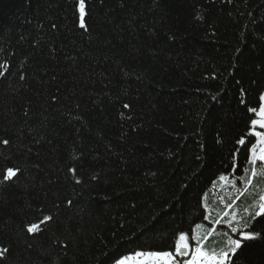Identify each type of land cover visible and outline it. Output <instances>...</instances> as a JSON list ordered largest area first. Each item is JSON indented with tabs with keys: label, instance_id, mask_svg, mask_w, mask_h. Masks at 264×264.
Returning <instances> with one entry per match:
<instances>
[{
	"label": "trees",
	"instance_id": "obj_1",
	"mask_svg": "<svg viewBox=\"0 0 264 264\" xmlns=\"http://www.w3.org/2000/svg\"><path fill=\"white\" fill-rule=\"evenodd\" d=\"M85 11L81 27L78 0H0V264H113L174 253L181 233L219 254L241 238L226 220L261 234L232 264H264V216L243 210L250 188L264 191L250 152L264 0H86ZM9 168L20 171L5 181ZM221 175L232 207L212 194Z\"/></svg>",
	"mask_w": 264,
	"mask_h": 264
},
{
	"label": "snow or ice",
	"instance_id": "obj_2",
	"mask_svg": "<svg viewBox=\"0 0 264 264\" xmlns=\"http://www.w3.org/2000/svg\"><path fill=\"white\" fill-rule=\"evenodd\" d=\"M85 8H86V0H78V13H79L80 26L81 27H86L84 24V18L86 15ZM256 40H257L258 45H264V36L257 37ZM0 75H3L2 71H0ZM260 99L264 100V95H261ZM125 107H128V106L125 105ZM260 115H261V119L260 120H253L252 124L253 125H259L261 128H264V106H261V108H260ZM253 134L255 136H260L262 138L261 143H264V133L254 132ZM3 143L7 144L8 141L5 140V141H3ZM238 143L243 145L246 143H251V141H246L244 138H241L240 140H238ZM252 152L254 155H253V160L251 162L254 163L256 159H259L260 161L264 162V148H261L259 150L258 156L255 155V153H256L255 146H253ZM19 171H20V169H15V170L11 169V168L7 169V173L4 177V180L5 181L10 180L11 178L15 177L17 175V173H19ZM70 171L74 172L75 169H71ZM261 175H264V172H262ZM256 176H257V171L255 169H253L252 173H251V177L248 179L247 183L251 184L253 178H255ZM227 178L228 177H226L225 175H221L219 177V179L221 181L226 180ZM2 182L3 181H0V183H2ZM260 201H261V203L259 204V210L256 211L255 213H248V209L247 208L244 209V212L246 214L251 215L252 220H255L256 217L264 216V196L260 197ZM228 207H232V205L229 204ZM233 218H235V213H233ZM50 220H52L51 216H45L43 218V220L41 221V224L48 222ZM225 222L229 224V227L231 228V231L233 233L239 232V235L241 238L232 239L231 237H229V239L227 241V245H228L227 250H221V252L219 254H213L211 256H209L207 253L203 252L200 247H196L195 254H196L197 258H199L200 260H203V261H211V264H232L231 257L234 256L236 254L237 250L242 247V243L244 241L256 240V239H259L261 236V234L259 232L244 231L241 228L231 227V221L230 220L225 221ZM216 223H220V221L217 220ZM197 227H200V226L197 225ZM242 227H243V229H248L250 226L247 223H245ZM28 231H29V233L39 232V231H41L40 225L31 224L28 226ZM208 235H211V233H209ZM207 238H208L207 235L203 237V239H205V240ZM187 239H188L187 234H185V233L179 234L178 240H177L176 244L174 245V251H175L176 257L184 256L189 251V244L186 242ZM192 239H197V238L192 237ZM199 243H200V241L197 240V244H199ZM5 252H7V249L0 251V256H3ZM136 255L140 256L141 253H137ZM154 255L165 257L167 264H181V262L179 260L174 258L172 253H163V254H154ZM128 259L129 258L125 257L123 259L117 260L116 264H127ZM183 264H195V261H186V262H183Z\"/></svg>",
	"mask_w": 264,
	"mask_h": 264
},
{
	"label": "rangeland",
	"instance_id": "obj_3",
	"mask_svg": "<svg viewBox=\"0 0 264 264\" xmlns=\"http://www.w3.org/2000/svg\"><path fill=\"white\" fill-rule=\"evenodd\" d=\"M264 95V93H263ZM261 106H264V100H261V105L259 107V109L256 110V117L254 120H260L261 119V115H260V108ZM254 132H262L264 133V128H261L259 125H253L252 124V128H251V133H254ZM256 142L253 146H255V149H256V153L255 155H259V150L261 148H264V143H261V140L262 138L260 136H256ZM252 146V148H253ZM252 148H251V158L253 160V152H252ZM264 172V169H261V171L259 172V176H258V179H257V183H256V187L258 188L260 186L261 183L264 182V175H261V173ZM233 179V178H231ZM247 179L243 178L242 180V185L245 186V185H251V184H248L247 183ZM253 181V180H252ZM256 182V180H255ZM218 185V184H217ZM217 185L213 188L212 190V194L216 193L217 191H219V194H222L223 195V198L222 199V203L221 205H228V200L225 198L227 196V192L231 191V190H234L236 189V187H233V189H227L226 187L229 186V181L227 183V179L226 180H223L221 181V184L218 186V189L216 188ZM226 186V187H225ZM234 193V192H233ZM247 193L250 194L249 196V199H246L245 200V203L247 205V207H243V210L244 208H247L249 212L253 211L255 209V207L258 205V210H259V204L261 203V201H259V198L261 196H264V191L263 193H261L260 195H256L255 198H254V193H257V190L256 189H249L247 191ZM246 193V194H247ZM209 205L210 204H206V206L209 208ZM211 206V205H210ZM213 210L216 212V213H219L221 211V206L220 205H216L214 206ZM257 210V211H258ZM237 211H238V208H235L233 209L231 212L227 213V217H232L233 218V213H235V216L237 217ZM235 219V218H234ZM226 221H229V220H226ZM225 224H228L224 221ZM137 253H141L140 256H137L136 254ZM137 253H134V254H129L125 257L129 258L128 261H127V264H167L166 262V258H161V256H158V255H154V253H142V252H137ZM123 257V258H125ZM153 257H156L155 260H153L152 258ZM121 258V259H123ZM120 260V259H119ZM116 264V263H114ZM197 264H211V261H203V260H200V262L198 263V260H197Z\"/></svg>",
	"mask_w": 264,
	"mask_h": 264
}]
</instances>
